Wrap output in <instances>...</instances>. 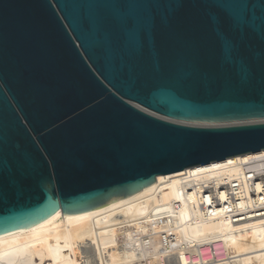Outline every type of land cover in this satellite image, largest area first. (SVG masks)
<instances>
[{"label": "water", "instance_id": "water-1", "mask_svg": "<svg viewBox=\"0 0 264 264\" xmlns=\"http://www.w3.org/2000/svg\"><path fill=\"white\" fill-rule=\"evenodd\" d=\"M263 149L264 0H0V234Z\"/></svg>", "mask_w": 264, "mask_h": 264}, {"label": "bare ground", "instance_id": "bare-ground-1", "mask_svg": "<svg viewBox=\"0 0 264 264\" xmlns=\"http://www.w3.org/2000/svg\"><path fill=\"white\" fill-rule=\"evenodd\" d=\"M154 180L0 234V264H264V149Z\"/></svg>", "mask_w": 264, "mask_h": 264}, {"label": "built area", "instance_id": "built-area-1", "mask_svg": "<svg viewBox=\"0 0 264 264\" xmlns=\"http://www.w3.org/2000/svg\"><path fill=\"white\" fill-rule=\"evenodd\" d=\"M260 212H264V209H262V211H260ZM257 213H259V211H257ZM263 215H264V214H263ZM217 248H218V247H217L216 245H211V246H207V247H205L206 252H207V254H208L209 256H212L213 253H216V251H218Z\"/></svg>", "mask_w": 264, "mask_h": 264}, {"label": "snow or ice", "instance_id": "snow-or-ice-1", "mask_svg": "<svg viewBox=\"0 0 264 264\" xmlns=\"http://www.w3.org/2000/svg\"><path fill=\"white\" fill-rule=\"evenodd\" d=\"M230 47H231L230 44H229V43H226V45H225V50H226V52H227V51H230Z\"/></svg>", "mask_w": 264, "mask_h": 264}]
</instances>
